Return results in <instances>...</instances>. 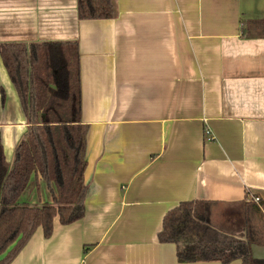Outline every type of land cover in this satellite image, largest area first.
Instances as JSON below:
<instances>
[{
    "label": "crops",
    "instance_id": "crops-1",
    "mask_svg": "<svg viewBox=\"0 0 264 264\" xmlns=\"http://www.w3.org/2000/svg\"><path fill=\"white\" fill-rule=\"evenodd\" d=\"M116 2L114 18L80 19L78 0H0V44L78 43L88 126L84 217L37 228L10 264H223L181 261L158 233L170 209L205 200L242 237L245 203L264 200V0ZM27 129L0 54L9 162ZM22 200L52 196L34 174ZM251 250L264 258V241Z\"/></svg>",
    "mask_w": 264,
    "mask_h": 264
},
{
    "label": "trees",
    "instance_id": "trees-1",
    "mask_svg": "<svg viewBox=\"0 0 264 264\" xmlns=\"http://www.w3.org/2000/svg\"><path fill=\"white\" fill-rule=\"evenodd\" d=\"M78 14L80 19L114 18L117 2L78 0ZM0 54L28 123L11 162L0 140V264H10L37 228L42 227L48 238L56 218L67 225L84 217L88 126L82 121L77 42L2 43ZM34 174L46 183L50 202L22 200ZM211 204L180 202L165 214L158 240L174 243L178 258L185 262L228 264L241 259L242 264H264V258L254 257L251 250L253 243L264 241V200L245 203L248 230L242 237L213 225ZM254 215L259 216L258 223Z\"/></svg>",
    "mask_w": 264,
    "mask_h": 264
},
{
    "label": "built area",
    "instance_id": "built-area-1",
    "mask_svg": "<svg viewBox=\"0 0 264 264\" xmlns=\"http://www.w3.org/2000/svg\"><path fill=\"white\" fill-rule=\"evenodd\" d=\"M205 135H206V140H207V141H212V140L214 139V136H213L212 131H211L210 128H206V130H205ZM251 200H253V201L259 203V201H260V197H258V196H254V197H252Z\"/></svg>",
    "mask_w": 264,
    "mask_h": 264
}]
</instances>
